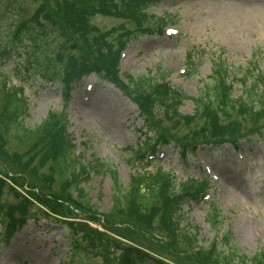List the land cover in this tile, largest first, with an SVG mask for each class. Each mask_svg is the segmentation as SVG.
<instances>
[{
    "label": "rangeland",
    "instance_id": "obj_1",
    "mask_svg": "<svg viewBox=\"0 0 264 264\" xmlns=\"http://www.w3.org/2000/svg\"><path fill=\"white\" fill-rule=\"evenodd\" d=\"M240 1L237 6L231 7L227 0H163L160 5L150 8L145 23L153 24L152 27L158 23L166 24L164 33H157L155 28L153 35L136 34L133 37L122 55V83H128V77L143 78L180 91L188 97L180 108V115L195 117L198 125L201 119L195 115V100L205 98V93L212 87L215 68L222 65L228 68V83L233 86L234 97L239 103L244 100L247 102L253 96L254 86L258 85L254 107L261 108L260 102L264 100V0ZM37 8L38 4L33 0H0V92L4 84L9 89L15 87L18 91L23 90V97L30 104L23 125L29 131L41 127L52 112L60 114L64 120L68 117L76 155L81 164L99 159L116 171L119 188L111 173L91 174L81 188L87 194L92 209L73 207L74 212L64 213L66 216L62 221L40 210L42 208L35 202L31 206L32 213L39 209L45 217L38 216L36 222H30L17 231L6 246H0V264H109L110 261L105 262L95 252H91L86 259L73 258L69 241L70 227L66 223H88L103 231L99 223L90 221V218L100 219L107 226L108 222H118L119 219L114 216L108 219L116 191L121 190L126 194L131 188L135 172L142 174L155 170L169 172L177 184L211 178L208 197L184 207L183 228L192 235L197 232L199 243L205 248L215 242L219 229L221 233H229L230 243H223V249L236 251L239 256L253 261L264 248V134H244L263 129L264 116L249 115L241 119L243 134L238 140H245L237 153L230 145L222 144L219 148L202 146L208 138L201 141L191 137L190 128L185 121H175L173 111L167 113L165 109L155 108L153 128L162 136L165 135L171 144L160 149L162 155L156 158L159 163L142 165L132 152H137V146L142 143L149 145L145 142V136L140 137L146 129L143 128L138 106L126 92L92 74L75 88L69 104H66L60 81L64 68L56 61L60 41L48 40L35 52L28 43V36L33 32L30 28L24 30L19 40H16L20 26L31 20ZM93 23L106 32L123 23L128 30H137L135 24L111 17L97 16ZM7 48L15 49L12 56L5 54ZM30 52L32 60L36 59L37 62L34 70L28 60ZM43 63L50 64L55 74L39 68ZM125 75L128 77L125 78ZM52 78L54 82H50ZM104 99L109 102L104 109L106 113L97 109V103ZM87 104L90 106L85 107ZM113 106L117 108V115L111 120L107 112ZM174 134L181 136V141L189 142L182 145L202 146L200 151L184 159L178 149L180 146L173 138ZM151 135L148 134V137ZM151 140L155 143L157 139L151 137ZM27 150L20 143L6 148L5 156L2 158L0 155V169L11 171L8 158L24 157ZM47 174L46 169L40 173V177ZM228 175L233 177L230 182L225 181ZM30 178L31 186H34L33 183L40 186ZM0 180L3 181L0 190L4 211L22 202L23 196L27 197L26 190L16 186L3 173H0ZM60 183L58 175L52 186L59 188ZM214 209V216H219L216 228L209 220ZM87 216H90L89 221L86 220ZM119 223L125 224L123 221ZM123 226L126 231L129 225ZM109 237L114 236L109 234ZM155 238L159 242L168 240L173 247L162 249L151 239L136 238L137 243L119 239L129 246L140 247L168 264H187L177 256L184 252L189 254L188 247L176 250L173 240ZM119 256L120 252L117 258Z\"/></svg>",
    "mask_w": 264,
    "mask_h": 264
},
{
    "label": "trees",
    "instance_id": "obj_2",
    "mask_svg": "<svg viewBox=\"0 0 264 264\" xmlns=\"http://www.w3.org/2000/svg\"><path fill=\"white\" fill-rule=\"evenodd\" d=\"M33 1L38 4V8L31 20L20 26L16 40H19V35L24 30L30 28L29 30L33 32L28 36V43L35 49V52L41 44L48 40L60 41L56 61L61 68H64V72L61 73V82H64L67 88H71L79 76L96 73L120 91L126 92L141 112L140 118L144 128L147 129L145 135L147 141H151L148 134L152 133L159 143L169 145V142L163 141L167 140L165 135L162 136L158 130L153 128L155 127V108L165 109L167 113L173 111L172 116L175 121H185L190 128L191 137L201 141L208 138L209 140L205 139L207 143L204 145H212L214 148H219L220 145L230 141L239 149L238 139L243 134L241 119L249 115L264 116L263 98L260 102L261 108L254 107L255 97L259 92L258 85L254 86L253 96H250L247 102L244 100L239 103L234 97L233 86L228 83V68L222 65L215 68L212 87L205 93V98L195 100L197 103V114L195 115L201 119L198 125H196L195 117L180 115V108L188 99L180 91L171 90L164 83L158 85V83H153L155 80L149 81L143 78L129 77V84L122 83L118 71L120 54L136 34H151V28L145 23L146 19L141 10L148 4H154L160 0ZM97 16L133 23L137 30H128L124 23L108 32L100 30L93 23ZM34 24L37 27H33ZM28 56L30 67L34 70L37 64L36 59L32 60L31 52ZM51 67L50 64L45 63L39 65V68H45L49 73L55 74ZM50 80L53 82L55 79ZM29 107V103L23 97V91L9 90L7 86H3L0 92V155L3 158L6 148L14 147L16 143L24 145L28 150L24 153V157L8 158L7 161L13 173L10 170L7 171L6 168L0 169V173H3L16 186L24 188L28 195L22 197V202L4 211L3 203H1L3 194L0 190V244L7 243L16 229L18 230L20 225L26 223L30 217L42 214L39 209L36 214L32 213L33 207L31 206L35 202L41 208L60 217L66 216L64 215L66 212L73 213V207L92 209L93 206L88 201L87 194L81 188L89 180L91 174L101 175L109 172L114 177L116 187L119 188L116 171L110 166H105L99 159L95 158L92 163L86 165L81 164L76 155L74 139L68 135L67 122L63 121L61 115L51 113L36 131L27 130L23 125V120L28 114ZM255 132L264 134V128L247 132L244 135L254 136ZM173 138L183 154L189 152L194 154L198 148L182 145L189 142L181 141V136L177 134H174ZM46 169L48 174L40 177V173ZM58 175L61 183L60 187L56 188L52 185ZM30 177L40 186L36 183L31 186ZM2 182L0 180V186ZM205 188V185L197 182L187 181L177 184L169 173L162 171L136 174L126 194H123L121 190L116 191L108 219L114 216L119 221L108 222V226L104 225L106 233L90 225L79 227L74 222L66 223L70 227L69 241L73 258L86 259L90 257L91 252H95L105 262L113 259L116 264H164L116 240V236L120 239L133 240L131 243H137L136 238L148 241L151 239L162 249H167L168 246L173 247L168 240L159 242L155 238L157 236L159 239L173 240L176 250L188 247L189 254L184 252L176 255L185 260L187 264H264V252L259 253L250 262L246 257L239 256L236 251L230 249L225 251L223 249L225 246L222 244H213L210 248L202 247L198 240V233L195 232L192 235L182 227L185 217L179 212L180 207L196 200L195 197L199 191ZM77 209L82 211L80 208ZM215 212L216 209L212 217L208 219L216 228L215 225L219 224V216L215 217ZM90 216L86 218L89 219ZM94 219L90 218V220ZM122 221L129 225L126 231L123 230L125 224L119 223ZM107 234H112L114 237H109ZM230 240L231 235L226 234L223 243L229 244ZM118 252L120 256L117 258Z\"/></svg>",
    "mask_w": 264,
    "mask_h": 264
},
{
    "label": "bare ground",
    "instance_id": "obj_3",
    "mask_svg": "<svg viewBox=\"0 0 264 264\" xmlns=\"http://www.w3.org/2000/svg\"><path fill=\"white\" fill-rule=\"evenodd\" d=\"M228 1V4L231 6V7H234L235 5L237 6V4H240L241 3V1L240 0H227ZM109 105V102H108V100L107 99H104V100H102L101 102H98L97 103V109H100L101 110V112H105L104 111V109L107 107ZM88 106H90V104H87L85 107H88ZM110 106H111V104H110ZM110 106H109V108H110ZM95 108H96V104H95ZM108 108V109H109ZM108 109H106V110H108ZM106 113V112H105ZM107 115L109 116V118L111 119V120H114L115 119V117H116V115H117V108L115 107V106H113L111 109H110V111L109 112H107ZM85 121H86V119H85ZM232 178L233 177H231V176H225V181L227 180V181H231L232 180Z\"/></svg>",
    "mask_w": 264,
    "mask_h": 264
}]
</instances>
